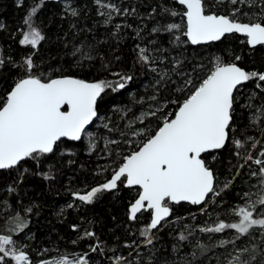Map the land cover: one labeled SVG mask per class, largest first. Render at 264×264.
<instances>
[{
    "label": "snow or ice",
    "instance_id": "snow-or-ice-1",
    "mask_svg": "<svg viewBox=\"0 0 264 264\" xmlns=\"http://www.w3.org/2000/svg\"><path fill=\"white\" fill-rule=\"evenodd\" d=\"M14 5L16 28L0 23L24 49L0 44V264H264V0ZM81 153L95 167L68 178L57 213L78 214L75 238L35 246L30 182L55 188ZM105 198L125 239L97 233Z\"/></svg>",
    "mask_w": 264,
    "mask_h": 264
},
{
    "label": "trees",
    "instance_id": "trees-1",
    "mask_svg": "<svg viewBox=\"0 0 264 264\" xmlns=\"http://www.w3.org/2000/svg\"><path fill=\"white\" fill-rule=\"evenodd\" d=\"M84 0H82V3ZM86 2L91 5V0H86ZM51 7V5H50ZM22 11L17 9L14 5V0H0V23H5L9 26V29H15L20 21ZM67 28V25H65ZM73 39L71 33H69V40ZM78 39H83V34ZM132 41H128L126 47L122 49V53L126 63L130 64L132 59V52L130 47ZM0 44L5 45L7 50V45L12 44V54L19 57L23 54L24 49L17 47L13 41L8 39L7 32H0ZM64 49L60 46H53L51 48V55L59 59L58 53H62ZM49 53L46 51L45 55ZM57 59H53L51 63L55 64ZM257 62H259V56H257ZM142 82H146V77L141 75L137 81V86ZM137 90V87H134ZM76 164L65 168V175L60 177V182L53 188L49 183L40 180L39 178H33L30 182L31 195L37 199L38 202L44 205V210L40 217L34 220V231L36 234V240L34 242L35 246H48L50 243L57 241L59 237H62L61 248L65 247V242L70 241L75 238V234L71 231L70 225L72 223L78 222V214L73 210L66 209L65 217L61 222V218L57 216L59 209L66 205L69 200V196L66 193L65 186L69 183V177H72V186L75 188L80 186V181L85 178H90L87 176L91 169L95 167L94 160H90L85 154L81 153L76 158ZM83 164L84 167L81 168L80 165ZM59 189V192L56 191ZM123 195H127L124 193ZM179 212L183 215H187V210L185 208L179 209ZM90 217H95L99 223L96 225V230L98 235L102 239L107 238L109 241L113 239V233L109 231L110 229H116V235H120L121 239L126 238V234L117 227L118 224L124 221V208L119 201L114 199L105 198L99 204L95 206L89 212ZM112 216H116L117 220L113 221ZM204 217H200L203 220ZM199 222V221H197ZM163 240L168 241V236L161 233ZM167 246V244H166ZM81 247H84L82 244ZM126 254V253H125Z\"/></svg>",
    "mask_w": 264,
    "mask_h": 264
}]
</instances>
